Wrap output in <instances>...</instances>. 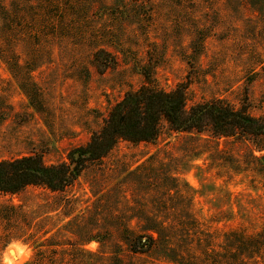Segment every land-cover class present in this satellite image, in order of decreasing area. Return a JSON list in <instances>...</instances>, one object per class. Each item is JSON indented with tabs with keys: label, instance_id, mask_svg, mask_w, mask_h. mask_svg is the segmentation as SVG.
<instances>
[{
	"label": "rangeland",
	"instance_id": "1",
	"mask_svg": "<svg viewBox=\"0 0 264 264\" xmlns=\"http://www.w3.org/2000/svg\"><path fill=\"white\" fill-rule=\"evenodd\" d=\"M146 66L160 88L188 82L190 103L221 98L264 116V0H0V160L67 161L145 82ZM147 217L175 230L172 249H127L116 228L153 224ZM190 218L198 228L187 235ZM59 231L84 243L86 264H180L168 256L189 258L202 242L218 252L210 261L198 250L203 264H214L228 232L264 231V137L164 120L155 140L119 141L63 192H0V264L32 261ZM260 242L242 264H264Z\"/></svg>",
	"mask_w": 264,
	"mask_h": 264
},
{
	"label": "trees",
	"instance_id": "2",
	"mask_svg": "<svg viewBox=\"0 0 264 264\" xmlns=\"http://www.w3.org/2000/svg\"><path fill=\"white\" fill-rule=\"evenodd\" d=\"M101 52L105 51L99 53ZM144 73L145 82L138 89L126 92L113 105L102 128L93 132L86 144L73 148L67 161L48 164L39 154L0 160V192L16 194L32 185L44 186L53 192H63L74 185L91 163L107 157L119 141L142 143L155 140L160 135L164 120L175 131L209 132L218 138L264 137V116L253 115L247 105L236 107L221 98L190 103L188 82L181 83L173 90H166L155 84L153 71L149 66L144 68ZM147 218L153 219V224L140 229L127 225L116 228L127 249L134 255L145 254L150 257H153V253L164 242L172 249L173 242L177 239L175 230L164 227L161 221L153 217ZM196 222L194 218L186 221L185 234L190 235L192 230L198 228ZM48 233L50 231L46 232ZM60 235V231L55 232L46 240L38 241L32 261L26 264H86L87 252L82 248L84 243L71 242ZM263 235L264 231L256 236L240 231L228 232L223 243L224 254L217 257L214 264H242L241 255L245 254L250 258L261 254L263 243L260 239H264ZM92 238L94 237L85 240ZM200 244L198 246H202L204 250L201 247L196 253L191 252L190 248L184 251L189 258L183 253H178L183 256L180 260L168 257L180 264H203V256L199 254L201 251L208 255L213 253L214 256L207 260H214L218 252L213 249L209 253L212 243L207 249L204 246L208 244Z\"/></svg>",
	"mask_w": 264,
	"mask_h": 264
},
{
	"label": "bare ground",
	"instance_id": "3",
	"mask_svg": "<svg viewBox=\"0 0 264 264\" xmlns=\"http://www.w3.org/2000/svg\"><path fill=\"white\" fill-rule=\"evenodd\" d=\"M11 252H12V253H14V252H15V254H17V250H14V252H13V250H11Z\"/></svg>",
	"mask_w": 264,
	"mask_h": 264
}]
</instances>
